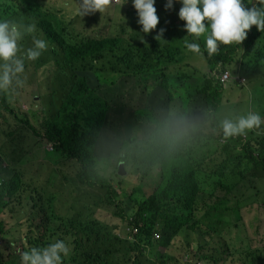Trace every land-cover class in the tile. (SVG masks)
I'll return each instance as SVG.
<instances>
[{"label": "rangeland", "instance_id": "obj_1", "mask_svg": "<svg viewBox=\"0 0 264 264\" xmlns=\"http://www.w3.org/2000/svg\"><path fill=\"white\" fill-rule=\"evenodd\" d=\"M79 2L80 0H34V3L28 4L23 0H0V20L35 25L37 18L34 15V10L38 4H44L46 8L59 10L66 22L76 19L75 25L79 30L86 28L84 25L88 23L87 33L98 37H106L120 28L118 22L122 20L121 17L125 10L135 9L132 0H127V2L126 0H110L103 13L96 11L82 17L78 12ZM166 2L167 0H156L154 6L158 18H163L166 25H170L168 19L172 16L177 19L182 5L174 2L173 7L168 9L165 7ZM95 16L96 18H94ZM84 17H89L87 22ZM161 29L163 28L158 24L156 29L153 30L156 37L157 35L161 36L157 37L156 42L152 43V47L155 49H165L166 45L169 44L170 35L173 33L165 29L161 33ZM179 29L182 33H187L184 30L183 23ZM33 36L41 39L37 35L36 28L34 33L26 34L19 42L22 52L32 46ZM174 36L175 34L171 37ZM258 41H264V32H262ZM189 42L199 43L201 48L199 53H193L185 48L187 51L186 64L191 65V68L186 70L194 78L197 75H203V70L210 64L204 55L203 50L206 49L201 44L205 43L204 35L202 34L197 38V41L190 37ZM104 54L107 55L106 61L114 59L113 52L108 54L105 51ZM52 57L50 47L47 46L38 59L34 61L25 60V70L20 74L23 83L19 86L13 84L11 88L3 90L8 97L10 106L14 108L15 114L18 116L3 111L0 105V173L6 181L17 176L20 179V184L22 183L23 187H28V189L27 191L21 189L20 192H16L14 196L7 200L9 203L4 206L1 212L0 217L4 222V233L0 239V264H21V254L24 251L32 247L47 246L46 243L43 244V240H40V230H35L32 226L29 227L27 219L29 210L33 208V203L27 197V194L33 189L37 192L33 191L32 193L36 196L40 195L46 206V211H40L38 219H43L46 214L53 218L47 230L48 236L52 232L53 234L46 240L51 239L52 243L56 240H63L70 249L69 254L62 258V264H88V260L83 256L86 252H91L93 255L101 253V261L106 260L108 264H133V261L136 264H162V258L155 256L156 250L151 248V243L149 244L145 240L137 248L133 235L129 236V229H126V223L119 214L120 210L111 202L105 188L83 184L79 180L78 172L81 167L77 161L58 157L52 152L51 143L42 136L35 135L24 123L17 121L20 118L27 119L39 133L45 132V127H47L48 120L52 115L49 108L51 105L49 95L51 81H47V74L55 70L54 63H50ZM149 65L150 63H145L139 67V75L142 77L140 81L133 80L127 83V76L125 81L127 100L123 104L116 105L112 103L117 96L115 86L114 90L107 91V87L104 85L99 91L102 96L105 93L106 96L110 95L108 99L111 103V112L109 124L103 128L105 129V135L95 147V158L90 165V171H92L94 179L110 181L118 192V200H121L124 212L130 216L135 208L133 195H131L133 189L138 186L143 190V192L138 191L140 198L152 191L157 185V179L152 175L156 170L152 169L146 172L144 166H142L143 163H138L135 166L127 167L125 171L123 170L122 176L116 178L115 168L118 160L114 146H119L123 139L130 136L135 139L147 138V135L149 136L155 131L157 119L162 120L166 117L173 119L175 114L183 113L186 110L188 118L182 130L183 136L179 141L182 151L208 153L207 159L211 158L213 154L215 161L224 160L223 156L228 157L231 162L236 163V167L239 165L238 168L235 167L238 174L239 170L245 169L247 161L244 151L239 149L238 144H236L237 149L226 150L221 146L225 145L226 141L222 139L224 137H220L217 131L210 133V130L213 131L211 125L206 128L203 127V124L232 118L235 116L233 115L234 111L229 115H221L215 109H207L206 98L202 95L204 93L200 91L201 94L193 90L192 93L194 94L188 97V101L186 95L182 92L180 82H178V96L176 95L174 100L170 101L168 93L160 85L165 72L163 73L162 70L159 71L154 68L148 69ZM184 67L186 68V65ZM173 69H175V66L168 67L166 71L170 73ZM240 75L245 76L249 81V74H244V71H242ZM170 81L173 82L172 78ZM237 83L236 80L235 84ZM191 84L194 86V82H191ZM231 87L237 89L232 82H228L226 84L227 90L223 94V103H227L229 98L228 88ZM263 89L264 86L260 87L258 92L262 94ZM244 90L249 92L248 84ZM242 93L239 90V94ZM229 101V107L237 105L238 112L241 115L255 110L264 112V106L261 103H256L253 108H249L252 107L251 101L247 103L248 100L235 101L233 98H229ZM260 116L264 120L262 113H260ZM262 129H264V123L258 128L246 130V135L252 137L254 134H259ZM107 143H111L112 147L109 148ZM160 153L162 152L160 151ZM223 179L234 186L229 194L230 197H239L243 201V213L245 214L247 228L244 225L235 226L233 224L224 228L222 230V232L225 231L223 237L227 240L229 249L220 251L214 249L220 246L217 241L221 238L218 236H215L202 249L197 248L199 231L192 232L191 234L195 236L189 235L188 238H186V235L178 236L171 245L166 247V253L172 256L169 264H187L190 262L191 264H194V262L196 264H215L212 260H210V263L199 260L197 253L214 256L216 262L220 260L216 264H245V262L246 264H264L263 255L262 262L248 260L244 255V252L249 250L258 254L263 253L257 248L264 246V215L261 224L259 223L258 226L252 228L250 222L263 209L260 203L263 204L264 179L257 177L253 180L251 176L235 181H230L227 178ZM208 194V192L206 194L201 192L199 198H203ZM48 198L52 199L50 204L46 203ZM233 203L234 200H231L227 206H231ZM247 210L249 214H246ZM56 216L57 218L54 220ZM94 220H98L106 226L109 240L105 243L100 242L96 246L90 242L73 248L75 237L83 236V233L86 232L84 228L89 230ZM211 221V218L204 219L202 230H206L205 227ZM216 228L220 229L217 226ZM31 232L35 233L39 240L27 242L25 236L31 234ZM159 235L160 238L163 237L160 232ZM247 235H249V243ZM161 250V247H159L158 251ZM217 255L219 257L216 259ZM150 257L152 258L151 262L148 260Z\"/></svg>", "mask_w": 264, "mask_h": 264}, {"label": "trees", "instance_id": "obj_2", "mask_svg": "<svg viewBox=\"0 0 264 264\" xmlns=\"http://www.w3.org/2000/svg\"><path fill=\"white\" fill-rule=\"evenodd\" d=\"M23 1L28 4L34 3V0ZM242 3L247 7L261 6L260 0H242ZM34 15L37 18L38 27L49 39L50 53L53 56L50 63L53 62L55 65L54 72L47 74V81H51L49 86L51 105L49 108L52 115L42 134L27 119L20 118L17 121L24 123L35 135L42 136L51 143L52 152L55 155L62 159L68 158L77 161L81 167L78 172L79 180L83 184L105 188L111 202L120 210L119 214L126 223V229H129V236L133 235L137 248L145 240L149 244L152 243L156 250L158 246L161 247L160 252L157 250V256L162 257V264H169L172 258L170 254L166 253V247L171 245L178 236L186 235L188 238L189 235H194L191 234L194 231L200 233L197 248H204L215 236H218L221 238L217 241L220 246L214 249L216 251L229 249L228 242L223 237L225 231L222 232V230L232 224L235 226L244 225L246 228L247 225L242 209L231 211L236 205L235 201L231 206H227L231 201L227 197V193L231 192L234 186L225 182L223 178L230 181L240 180V178L243 180L242 178L248 176H251L253 180L257 177L264 179V129L252 137L237 135L227 139L222 138L226 141L225 145H221L224 149H237L236 144H238L239 149L245 153L247 159L245 169L239 170V174L235 169L236 163L231 162L228 157L223 156L224 160L215 161L213 154L211 158L207 159L208 153L182 151L179 141L183 136L182 130L188 118L186 110L183 113L175 114L173 119L169 117L162 120L157 119L155 131L149 136L147 135L145 139H135L132 136L123 139L119 146H114L118 160L115 177L122 176L120 167H123L122 169L125 171L127 167L143 163L142 166L146 172L152 169L156 170L152 175L157 179V185L143 198L138 195V191L143 192L140 187L137 186L133 189L131 195H133L135 208L131 216L124 212L122 202L118 200V192L110 181L94 179L93 173L90 171V165L95 158V147L105 135L103 128L108 126L111 112V103L108 99L110 95L106 96L105 93L102 96L99 91L104 85L107 87V91L114 90L115 86L117 96L112 103L123 104L127 100L125 93L127 76V83L133 80L140 81L142 77L138 70L145 63H150L148 69L154 68L165 72L160 85L168 93L170 101H173L176 95L178 96V82H180L182 92L188 101V97L194 94L193 90L197 93L200 91L205 94L206 105L209 104L216 108V93L221 91L222 86L219 79L214 78V83L211 84L206 79L204 86L199 81H194V86L191 84L193 78L186 70L191 68V65L186 64L187 51L182 43L183 40L189 41L190 37L196 41L197 38L181 32L179 28L185 22L179 17L176 19L172 16L168 19L170 25H166L165 20L160 18L158 24L173 33L170 35L169 44L165 49H155L152 47V43L156 42V35L153 30L149 33L142 32V26L137 23V11L133 8L123 12L122 20L118 22L120 28L106 37L87 33L88 23L84 25L86 28L79 30L75 25L76 19L66 22L59 10L46 8L44 4L36 6ZM172 18L174 19L170 20ZM88 19L89 17H84L86 22ZM205 23L207 25L206 21ZM174 34L175 36L171 37ZM261 35L262 32L253 25L248 30L246 39L240 44L224 45L218 42L217 51L213 55L209 56L207 51L203 50L204 55H206L212 70L221 73L225 68L230 67V62L234 58H239L246 50L242 57L246 56V63L242 61V68L245 73L253 75L254 78L258 72L264 71V41H258ZM201 44L205 48V43ZM105 51L108 54L113 52L114 59L106 61ZM172 66H175V69L168 73L167 68ZM171 78L173 82L170 81ZM249 78L251 79V76ZM0 105L3 111L13 116L17 115L3 90H0ZM209 125L213 128V131H209L210 133L217 131L220 137H223L220 131V121L203 124V127L206 128ZM107 145L109 148L112 147L111 143H107ZM238 167L239 165L236 168ZM0 179V206L6 204L7 200L16 192L28 189V187L24 188L22 183L20 184V179L17 176L6 181L0 173ZM203 186L210 188L209 199L214 200V203L207 202L205 198L199 201L200 192L207 193ZM33 191L37 192L33 189L27 194L33 203V208L27 215L29 227L32 226L35 230L40 229V240H43V244L48 245L52 241L46 239L50 238L53 232L48 236L47 230L53 218L46 214L43 219H38L40 211H46V206L42 197L34 195ZM219 191H224V193L218 195ZM262 200L263 204L260 203L263 207L262 212L250 222L252 228L261 224L264 215V192ZM51 202V198L46 200L47 204ZM246 214H249L248 210ZM56 218L57 216L54 217V220ZM206 218H211L212 221L205 227L206 230H202ZM216 226L220 229H217ZM84 230L86 232L83 233V236H76L73 240V248L90 242L96 246L100 242L105 243L109 240L106 226L98 220L93 221L89 230L87 228ZM159 232L163 237L155 238V234H159ZM3 233L4 226L0 220V238ZM247 240L249 243V235H247ZM257 249L263 253L258 254L249 250L245 251L244 255L248 260L262 262L264 246ZM197 254L199 255L198 259L204 260L205 263H210V260L215 264L220 262V260L216 262L212 255ZM83 256L88 260V264H108L106 260L101 261V253L93 255L91 252H86ZM218 257L219 255L216 256V259ZM133 264H136L135 261ZM187 264H191V262Z\"/></svg>", "mask_w": 264, "mask_h": 264}, {"label": "clouds", "instance_id": "obj_3", "mask_svg": "<svg viewBox=\"0 0 264 264\" xmlns=\"http://www.w3.org/2000/svg\"><path fill=\"white\" fill-rule=\"evenodd\" d=\"M110 0H80L78 12L83 17L87 14H92L96 11L103 13ZM127 2V0H126ZM156 0H132L133 7L137 10L138 21L137 23L142 26L143 33H149L156 29L159 18L156 14L155 8ZM174 2L180 3L182 6L179 9L178 17L184 21V30L187 35L199 38L202 34L205 39V49L209 56L217 51L218 42L224 45L240 44L247 37L248 30L255 25L256 28L264 32V0H260L261 6L247 7L242 3V0H167L165 7L170 9L173 7ZM207 22V25L205 23ZM35 28L37 35L32 37V46L25 51H21L19 42L26 34L34 33ZM163 29H161V33ZM157 37H161L157 35ZM156 37V38H157ZM49 39L45 33L38 27V23L25 25L11 20H0V90L9 89L15 84L19 86L23 83L20 78L25 70V60L34 61L38 59L42 52L49 47ZM184 47L193 53L200 52V46L196 42L184 41ZM246 50L242 52L239 58H234L230 62V67L225 68L221 73L212 70L205 76V79H219L221 83V91H224L226 84L232 82L237 88L244 92V88L249 83L246 77L240 75L242 73V61L246 63ZM19 53V55H18ZM205 54V53H204ZM206 56V55H205ZM225 73L229 74L226 80H222ZM244 74H247L244 72ZM238 75V76H234ZM251 76V74H249ZM238 81L235 84V81ZM217 99L216 108L211 105H206L209 110H217L219 99ZM218 112V111H217ZM264 120L260 116V111L247 112L246 114H236L232 118H225L220 121V131L225 139L237 135H246V130L258 128ZM209 193L210 188L203 186ZM201 193V192H200ZM203 193V191H202ZM224 191H219L217 194L221 195ZM231 192L227 193V197L234 200L236 205L232 211L239 209L243 210V201L241 198L230 197ZM204 194V193H203ZM209 199V194L199 201ZM212 203L215 201L212 200ZM9 201L0 206V215ZM0 220L4 222L0 217ZM40 230V229H39ZM3 235V234H2ZM155 238H160L158 233ZM1 239V238H0ZM27 242L30 240H39V237L32 233L25 236ZM151 248H153L151 243ZM159 250V246L158 249ZM157 250L155 256H157ZM69 247L63 240H56L48 244L46 247H32L21 254V264H62V258L69 254ZM161 257V256H158ZM162 258V257H161ZM150 262L152 258H149Z\"/></svg>", "mask_w": 264, "mask_h": 264}, {"label": "crops", "instance_id": "obj_4", "mask_svg": "<svg viewBox=\"0 0 264 264\" xmlns=\"http://www.w3.org/2000/svg\"><path fill=\"white\" fill-rule=\"evenodd\" d=\"M210 72H211L210 66H207L203 70V75H197L196 77H194L192 83L194 81H199L204 86V84L206 82L205 76H209L208 74ZM263 73H264V71L258 72L257 76L254 78H253V75H251V80L248 83V87L250 88L249 92L244 91L242 94H239V90H240L239 88H237V89L233 88V87L228 88L229 89V98H233V100H235V101H247L248 100L247 103H249V101H251L252 107H249V108H253L254 104H256V103H261L264 106V89L262 90L263 95L258 92V89L260 87L264 86V75H263ZM208 80H209L210 84L214 83L213 79H208ZM225 90H227V89H225ZM224 91L216 93V98L219 99L217 111L220 112L221 115L232 114L233 113L232 111H234L233 115L240 114L238 112V106L237 105H232L231 107H229V104H230L229 98L227 99V103H223ZM203 96L205 97V94H203ZM260 113H262L264 116V112H260Z\"/></svg>", "mask_w": 264, "mask_h": 264}, {"label": "built area", "instance_id": "obj_5", "mask_svg": "<svg viewBox=\"0 0 264 264\" xmlns=\"http://www.w3.org/2000/svg\"><path fill=\"white\" fill-rule=\"evenodd\" d=\"M229 77L228 73H225L224 76L222 77V80H226Z\"/></svg>", "mask_w": 264, "mask_h": 264}, {"label": "water", "instance_id": "obj_6", "mask_svg": "<svg viewBox=\"0 0 264 264\" xmlns=\"http://www.w3.org/2000/svg\"><path fill=\"white\" fill-rule=\"evenodd\" d=\"M120 168H121V169H120V172H121V173H122V172L124 173V171H123V169H122L123 167H120Z\"/></svg>", "mask_w": 264, "mask_h": 264}]
</instances>
